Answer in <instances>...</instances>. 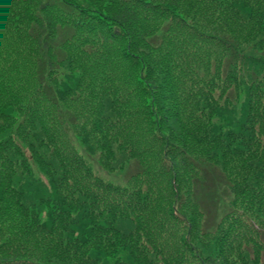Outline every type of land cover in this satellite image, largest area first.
<instances>
[{
	"label": "trees",
	"instance_id": "1",
	"mask_svg": "<svg viewBox=\"0 0 264 264\" xmlns=\"http://www.w3.org/2000/svg\"><path fill=\"white\" fill-rule=\"evenodd\" d=\"M102 1L110 13L77 0H0V264H192L183 245L198 238V224L184 211L180 183L189 175L198 190L218 172L234 195L232 210L211 229L193 191L205 219L201 237L214 240L210 252L225 264H237L231 256L257 261L264 250V0ZM157 20L168 25L152 34ZM139 38L164 59L136 54ZM99 40L104 55L63 82L62 69L74 70L78 51ZM120 42V67L103 66ZM164 62L168 80L160 82L154 67ZM142 96L158 103L159 116ZM164 100L169 115H161ZM185 131L191 141L178 139ZM79 146L107 170L131 164L128 186L100 176ZM235 203L245 222L229 219ZM198 264L217 263L209 256Z\"/></svg>",
	"mask_w": 264,
	"mask_h": 264
},
{
	"label": "rangeland",
	"instance_id": "2",
	"mask_svg": "<svg viewBox=\"0 0 264 264\" xmlns=\"http://www.w3.org/2000/svg\"><path fill=\"white\" fill-rule=\"evenodd\" d=\"M77 1H78V3H81V4H87L89 9L92 11L97 10V11H100V12L105 13V14L111 12V8L106 1H102V0H77ZM200 1H207V0H200ZM24 7H25V10H24L25 12H23V16H22L21 21H20L21 25L24 23L25 14H26L27 9H28L27 5H25ZM166 24L168 25V23L165 20L154 21V23L150 26L151 28L154 29L152 31V34H154V33L160 34L161 31H163V28ZM141 29L145 30V28L140 24L139 28H138V33H137V40H138V37L142 36V34H140ZM139 40H140L141 44H140L139 50H137L138 52H136V54L141 55L143 57V59H145L143 54L147 53V50H148V52L150 54H145V57H146V59L149 57V59L151 60L150 63H152L154 59H161V60L164 59V56L161 53L154 52L153 48L148 49L149 45H148V41L146 39H140L139 38ZM158 42H160V39H157L154 41L155 45H157ZM91 45H92L91 50H88L86 52H83L82 50L78 51V53H80V54H79L78 60L75 62L74 70L68 71L66 69H62L61 73L66 74V75L62 74L60 76V79L63 82L67 81V75H70V74H72L75 79L79 78V76L81 75V70L78 67V65H80L81 63L88 62L90 60L92 61L97 53L104 55L103 51H104V48L106 46L100 40L92 42ZM109 45H112V44L109 43ZM125 46H126L125 42H120L119 44L112 45L111 46V48H112L111 56H107L108 60L104 63L103 66L110 65L113 67H116V66L120 67L119 61L122 60L121 53L125 49ZM252 46H253V44H244L243 45V47L245 49H248ZM162 67H166V69H168L166 62L161 63V64H157L154 67V68H157V70H160L162 72V74L159 75L160 82H162L164 80H168V76L163 72ZM140 72H141V70H140ZM156 76H158V75L156 74ZM70 85H73V83H70ZM77 91H78V88L74 89L71 92V96H77ZM163 97H164V95H163ZM157 98L159 99V96L155 97V99L158 101ZM140 101H141L142 106L146 105L148 107H151L150 110L152 111V113L155 116H157V115L159 116L158 106H157L158 103H156V101H154L151 97L142 96L140 98ZM169 109H170L169 101L164 100V109L161 112V115H169V113H168ZM171 130H173V129H171ZM192 136L193 135H190L188 132L185 131L183 134H179L178 139L179 140L181 139L184 141H191L190 137H192ZM79 149L86 156V158H88V160L91 162L92 166L94 167V170L100 176H102L105 180L112 182L113 184L120 186L122 188H125V186H128L130 174L133 173L135 170V168L133 166H131V164H128L122 170H118V169L117 170L116 169L107 170L100 164L97 156L90 155L87 151L85 152V150L81 146H79ZM136 171H137V169H136ZM37 173L39 176H42V173L39 170H37ZM166 179H167V177L162 178L161 181H164ZM141 182L143 183L142 180H141ZM180 184H181V187H180L181 192H182V194H184V197H185L184 201H183L184 211L186 212L189 219L196 221L198 224V227L193 230V236L198 237V238H195L196 240L191 239L192 243L190 245H188V244L183 245L184 259H188L189 263L198 264L199 262L207 261L208 257L212 256V257H215V262L217 264H225L223 259L220 258V256L218 257L217 254L210 252V247H212V245L214 244V240L211 239L210 237H206V236L201 237L202 231L200 230V228H202L205 225V219H204V216H202L201 213L198 212L199 209L197 207L193 206L194 204L192 203V198H193V191H194L195 200L200 204L201 210L204 211V209H205L206 211H208L209 228L213 229L217 225V223L220 222L222 217L227 212H231V210H232V207L230 208V206H232L231 201H232V199H234V195H232L231 192L229 191L226 180L218 172L212 176V183L210 182L208 185H202L201 189L194 190L191 187L189 175H186V176L183 175ZM140 187H143V184H140ZM126 195L130 198V200H132V196L130 195V193H126ZM133 196L137 197V195H133ZM170 202H171V200L168 199V204ZM201 203H203L205 205L204 209H203ZM156 207H158V206H156ZM232 212L233 213L229 214V219L235 217V218L239 219L241 222H245L247 220L246 213H244L243 207L241 206L240 203H235L234 209ZM171 215H172V217H174L178 221H184L182 219H179L174 214H171ZM169 216H170V214L168 213V218H169ZM232 226H233L232 222L225 221L224 228H228V227L232 228ZM254 226L258 231L261 230V228L259 227L258 224H254ZM187 227H188V225H187ZM185 229L186 228L184 227L182 229V231H180V234H183L185 232ZM262 229L263 230H261V231L264 232V227H262ZM262 238L264 240V236ZM209 241H210V244H208ZM248 244L251 245V243L244 241V245H248ZM208 245H209V247H208ZM219 247H220L219 245H217L215 247V249L218 253H219ZM151 257L153 259H155L156 262H162L161 256L158 254L154 253L151 255ZM231 258L237 259V264L242 262V260L238 259V257H236V256L235 257L231 256ZM249 264H264V250L259 251L257 261L253 260Z\"/></svg>",
	"mask_w": 264,
	"mask_h": 264
}]
</instances>
